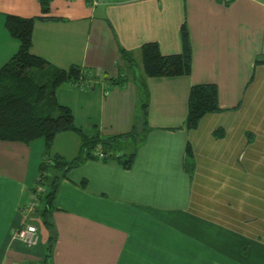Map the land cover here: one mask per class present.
<instances>
[{
  "label": "crops",
  "instance_id": "obj_1",
  "mask_svg": "<svg viewBox=\"0 0 264 264\" xmlns=\"http://www.w3.org/2000/svg\"><path fill=\"white\" fill-rule=\"evenodd\" d=\"M7 13L54 17L35 20L31 51L93 80L90 89L60 84L58 102L87 133L134 130L112 146L136 154L129 168L118 157L88 158L60 179L47 259L45 227L32 246L14 233L27 223L39 230L23 205L44 138L0 140V264H264V62L255 63L264 60V0H49L46 13L40 0H0V67L19 46ZM183 22L191 72L145 76L140 46L155 41L163 54L179 53ZM195 83L217 85L221 110L188 130ZM188 143L192 175L183 165ZM79 145L77 132L64 131L50 152L70 160Z\"/></svg>",
  "mask_w": 264,
  "mask_h": 264
},
{
  "label": "trees",
  "instance_id": "obj_2",
  "mask_svg": "<svg viewBox=\"0 0 264 264\" xmlns=\"http://www.w3.org/2000/svg\"><path fill=\"white\" fill-rule=\"evenodd\" d=\"M40 4L41 12L46 13L49 0H40ZM53 18L43 15L24 17L7 13L4 16V26L13 37L18 39L19 46L0 67V140L28 143L35 138L43 137L45 141L44 156L39 164L36 184L30 191L31 195H35L38 200L34 212L37 213L40 223L49 231L47 259L51 255L55 238L51 225V213L54 209L53 202L60 179L86 159L95 158L94 151L98 145L104 153L115 154V156L108 155L105 159L121 158L126 168L131 166L136 154V150H133L124 157L112 146L120 138L134 136V130L109 137H101L98 132L87 133L76 126L71 108L58 102L55 96L56 87L65 82H76L80 77L85 78L86 74L77 65H71L68 68L55 67L45 57L31 51L35 20ZM180 38L179 53L163 54L155 41H147L140 46L145 76L174 77L188 75L191 72L192 48L186 22L181 25ZM122 53L127 55L123 49ZM259 62L264 60L255 61V63ZM140 109L144 118L147 102L142 103ZM220 110L217 85L195 83L189 88L185 127L188 130L194 129L204 115ZM64 131H75L80 136L78 152L70 160L50 152L55 137ZM214 134L222 136L223 131L217 129ZM183 165L192 175L195 162L189 143L186 146ZM38 185H41L44 190L37 192Z\"/></svg>",
  "mask_w": 264,
  "mask_h": 264
},
{
  "label": "built area",
  "instance_id": "obj_3",
  "mask_svg": "<svg viewBox=\"0 0 264 264\" xmlns=\"http://www.w3.org/2000/svg\"><path fill=\"white\" fill-rule=\"evenodd\" d=\"M103 1L104 0H91V4L95 6ZM73 84L82 89H90L93 87V80L89 77L88 79L80 77L78 81L73 82ZM94 155L96 156V158L99 159H105V157L108 155L115 156L113 152L104 153L100 145L96 147L94 151ZM36 187H37L36 188L37 192L44 190L41 185H38ZM37 201L38 200L35 195L31 196L30 199L23 205L24 212L25 213L33 212L37 205ZM14 233H15V237L20 239L26 246L35 245L38 241L37 226L32 223H27L23 228L16 229Z\"/></svg>",
  "mask_w": 264,
  "mask_h": 264
},
{
  "label": "rangeland",
  "instance_id": "obj_4",
  "mask_svg": "<svg viewBox=\"0 0 264 264\" xmlns=\"http://www.w3.org/2000/svg\"><path fill=\"white\" fill-rule=\"evenodd\" d=\"M34 70V69H33ZM45 75H48V73H45ZM125 150V149H124ZM37 225H38V232L39 234L42 236L43 234H46L45 231L46 229L44 228V226L40 223V222H37Z\"/></svg>",
  "mask_w": 264,
  "mask_h": 264
}]
</instances>
